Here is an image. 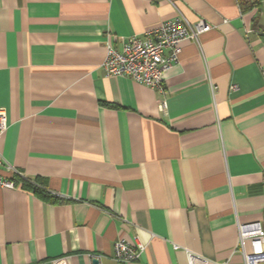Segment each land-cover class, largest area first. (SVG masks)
I'll use <instances>...</instances> for the list:
<instances>
[{
    "label": "crops",
    "instance_id": "0c3cea01",
    "mask_svg": "<svg viewBox=\"0 0 264 264\" xmlns=\"http://www.w3.org/2000/svg\"><path fill=\"white\" fill-rule=\"evenodd\" d=\"M248 2L0 0V155L18 171L0 168L18 176L0 187V264H118L120 238L146 244L126 264H243L238 224L264 230V0ZM178 15L211 28L162 90L105 73L108 35Z\"/></svg>",
    "mask_w": 264,
    "mask_h": 264
},
{
    "label": "built area",
    "instance_id": "2783aa9c",
    "mask_svg": "<svg viewBox=\"0 0 264 264\" xmlns=\"http://www.w3.org/2000/svg\"><path fill=\"white\" fill-rule=\"evenodd\" d=\"M210 28L211 25L203 19L190 22L183 15H178L160 22L140 35L126 37L121 41L120 47H115L108 35L102 68L107 75L128 76L138 83L162 90L163 74L178 61L182 41H197L199 35ZM165 106V102L161 101L160 109L163 110ZM4 130V113L0 111V136ZM1 167H5L12 174L18 173L17 169L0 155ZM15 186L14 180L0 174V187ZM145 248V243H132L120 238L113 243L112 259L118 264L130 263L137 260ZM237 248L243 264H264V230L260 222L238 224ZM185 251L188 264H208L209 260L205 256L187 249ZM91 256L99 258L96 254ZM62 263V260L53 261V264Z\"/></svg>",
    "mask_w": 264,
    "mask_h": 264
},
{
    "label": "trees",
    "instance_id": "16d2710c",
    "mask_svg": "<svg viewBox=\"0 0 264 264\" xmlns=\"http://www.w3.org/2000/svg\"><path fill=\"white\" fill-rule=\"evenodd\" d=\"M238 3H239V5H240L242 10H247V9L251 8L254 5V3H249L248 0H238ZM11 177H13L14 182L17 184L18 176L14 177L12 175ZM22 185H24L28 189H31L35 194H37L40 197L47 198V199H49L51 197L44 190H42L39 187L34 186V185H32V184H30L28 182H24L23 181Z\"/></svg>",
    "mask_w": 264,
    "mask_h": 264
},
{
    "label": "water",
    "instance_id": "95a60500",
    "mask_svg": "<svg viewBox=\"0 0 264 264\" xmlns=\"http://www.w3.org/2000/svg\"><path fill=\"white\" fill-rule=\"evenodd\" d=\"M92 264H99V260L97 258L92 259Z\"/></svg>",
    "mask_w": 264,
    "mask_h": 264
}]
</instances>
